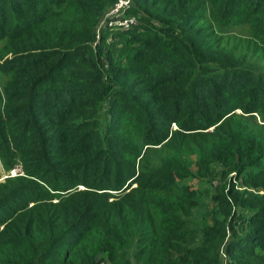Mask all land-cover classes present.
<instances>
[{"label": "trees", "instance_id": "trees-1", "mask_svg": "<svg viewBox=\"0 0 264 264\" xmlns=\"http://www.w3.org/2000/svg\"><path fill=\"white\" fill-rule=\"evenodd\" d=\"M115 2L0 0V264H99L93 235L136 264L125 220L154 190L201 224L174 264H264V0H133L135 24L98 34Z\"/></svg>", "mask_w": 264, "mask_h": 264}, {"label": "rangeland", "instance_id": "rangeland-1", "mask_svg": "<svg viewBox=\"0 0 264 264\" xmlns=\"http://www.w3.org/2000/svg\"><path fill=\"white\" fill-rule=\"evenodd\" d=\"M234 23L235 25L231 28V32L233 34L243 38H248L251 36L249 26L247 23L243 22V17L236 19ZM96 29L98 34L102 31L99 26ZM255 61L260 63V60L257 58ZM241 120L244 121L242 122ZM256 121L259 122V118H256ZM251 126L252 125L248 124L245 119H240V122L235 124L234 133L237 132L238 135L245 133V135H248L246 129L247 127L249 128ZM138 144L140 146L142 145L140 142H138ZM150 150L151 152H147V154H145V146L142 148V158L140 159L142 164H145L148 167L169 166L171 169H173L174 162L168 161L167 153L162 152L160 147L152 146L150 147L149 151ZM262 166H264V158L262 159ZM0 173V176L6 175V173L3 172L1 160ZM256 174L257 177L254 179L256 189H253L258 190L260 194L264 196V173L262 175H258L259 173L257 171ZM187 178L194 179L193 177ZM186 183H189V181H186ZM188 187H194V189L191 190L192 193L198 194L200 191L199 188L194 184H189ZM142 195H144V193H142ZM172 197L173 196H168L161 190H154L153 196L150 200L160 199L162 202L149 208V214L145 217H140L139 215H129L126 218L125 228L127 229V239L124 240V246L129 247L133 245L136 238L135 249L138 251V253H140V256H137L138 258L135 260L136 264H174V262L168 256H166L167 250L165 247L167 243L170 245L172 244L178 253H180L182 245L194 248L201 243V237L198 232L201 224L196 222V219L199 218L194 212L191 213L192 218H185L182 215L183 212L181 211V205H178L176 209L172 210L171 204L169 203ZM186 198L192 197L191 195H187ZM160 205H162V207ZM164 205L167 207V209L164 207ZM203 211L206 213V218L207 211L204 208ZM174 215H176L175 217H177V220L174 219ZM99 237L101 236L93 235L88 239L87 243L85 244L88 255L93 258L95 257L99 261V264H114L112 263V260L101 251L102 248L97 247V244L101 243L98 240ZM118 243L119 237H117L115 240L108 239V242L104 243V245L109 246L105 248L111 249L112 254H108L112 258L118 255L120 252L119 248L114 246ZM192 255H196V253L192 251ZM77 256V254L70 255L68 256L67 260L75 259ZM102 257L108 260L104 261L102 260ZM194 259L195 257L193 258L194 262L191 264H196ZM119 261L120 257H117L115 264H120Z\"/></svg>", "mask_w": 264, "mask_h": 264}, {"label": "built area", "instance_id": "built-area-1", "mask_svg": "<svg viewBox=\"0 0 264 264\" xmlns=\"http://www.w3.org/2000/svg\"><path fill=\"white\" fill-rule=\"evenodd\" d=\"M133 6V0H116L108 13L99 23L101 30L105 28L126 29L136 23V18L128 10ZM16 169L11 171L15 175Z\"/></svg>", "mask_w": 264, "mask_h": 264}, {"label": "clouds", "instance_id": "clouds-1", "mask_svg": "<svg viewBox=\"0 0 264 264\" xmlns=\"http://www.w3.org/2000/svg\"><path fill=\"white\" fill-rule=\"evenodd\" d=\"M13 170H14V169H13ZM16 170H17V169H16ZM11 171H12V170H11ZM10 174H11V172H10ZM12 176H14V175H12ZM1 179H3V177H2ZM1 179H0V180H1Z\"/></svg>", "mask_w": 264, "mask_h": 264}]
</instances>
